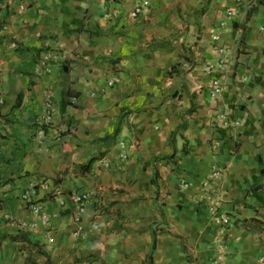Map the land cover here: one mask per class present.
I'll return each instance as SVG.
<instances>
[{
	"label": "crops",
	"instance_id": "crops-1",
	"mask_svg": "<svg viewBox=\"0 0 264 264\" xmlns=\"http://www.w3.org/2000/svg\"><path fill=\"white\" fill-rule=\"evenodd\" d=\"M141 1L0 0V264H147L155 222L151 264H212L209 194L224 264H264V0H148L133 17Z\"/></svg>",
	"mask_w": 264,
	"mask_h": 264
},
{
	"label": "built area",
	"instance_id": "built-area-1",
	"mask_svg": "<svg viewBox=\"0 0 264 264\" xmlns=\"http://www.w3.org/2000/svg\"><path fill=\"white\" fill-rule=\"evenodd\" d=\"M148 5H149L148 0H143L139 3H136L131 11V15L133 17L138 16L139 14L142 13L143 9L146 8ZM231 17H232V12L228 11L226 13V17L220 22V26L223 27L228 20H231ZM213 38L218 39L219 36L215 34ZM219 52L222 53L223 49L220 48ZM214 66L222 67L223 59L220 58L218 61L214 63L205 64L204 69L206 71H209L212 68H214ZM116 81H117L116 79H109L107 81V85L111 86ZM223 89H224V84L222 83L221 78L219 76H215L210 82L209 95L213 98L217 97L223 92ZM49 107L50 105L47 104V108ZM221 116L224 117L223 114H221ZM119 145H120V150L118 153V160L119 162H124L127 159V150L125 148L126 145L124 141H121ZM221 174H222L221 167L215 166L213 171L211 172V179L205 183L208 184L209 182L211 183L212 181H217L220 178ZM91 196H92V192L90 190L76 191L72 193L71 199L75 204L74 218L76 221L80 219L81 213L84 210L85 203L87 200L91 198ZM24 197L25 199H27L26 195H24ZM207 199L210 203V206L208 207V209L209 211L214 213L213 223H215L218 228L217 236L214 237V256L212 259V264H224L226 260V255H227V244L224 239V235L226 233V229L229 223L228 217L226 213H224L223 211H220L218 209V206L216 205L217 202L220 201V198L218 196L209 194L207 196ZM32 213H34L39 218V221H43L45 223L49 221V217L47 214H41V207L38 205H34L32 207ZM29 226H32L34 228L36 227V223L32 222L29 224ZM48 240L50 242L54 241L52 237H49Z\"/></svg>",
	"mask_w": 264,
	"mask_h": 264
},
{
	"label": "trees",
	"instance_id": "trees-1",
	"mask_svg": "<svg viewBox=\"0 0 264 264\" xmlns=\"http://www.w3.org/2000/svg\"><path fill=\"white\" fill-rule=\"evenodd\" d=\"M25 49H29V47H26ZM20 96H21V94L19 93V95H18V97H17V105H18V103H19V100H20ZM192 110V108H190L189 109V111H191ZM186 127V123H181L180 125H179V127H177L174 131H173V133L171 134V137H172V139H174V136H175V134L177 133V131H178V129H184ZM117 134H118V129L117 128H115V130L111 133V134H106V135H104L103 137H100V138H98L97 140L98 141H103V142H111V143H113V142H115V140H116V136H117ZM105 152L106 151H104V152H100L99 154H97V155H93L92 157H90L88 160H87V162H85V163H83V164H79V163H74L73 164V171H74V173L75 174H77V175H88V174H91V173H93V169H94V167H93V165H94V163H95V161H97L98 159H100V158H102V156H104V154H105ZM174 156V153L173 154H170V156H162V157H160V158H157V160L158 159H166V158H169V157H173ZM261 171H263L264 172V168H262L261 169ZM157 172L155 171V173H154V175H153V183L156 185L157 184ZM6 181H0V183H5ZM159 213H160V215L161 216H164V213H163V211L161 210V208L159 207ZM160 228H163V227H159V223L158 222H155L154 224H153V230H152V244H151V249H150V251H149V253H148V255H147V264H151V261H152V252H153V250H154V247H155V244H156V232H157V230L158 229H160ZM25 236H23V235H11V236H6L5 237V239L6 238H16V239H18V238H24Z\"/></svg>",
	"mask_w": 264,
	"mask_h": 264
}]
</instances>
